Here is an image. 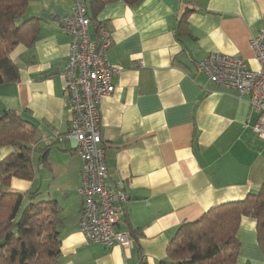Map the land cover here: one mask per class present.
I'll return each mask as SVG.
<instances>
[{"label": "crops", "instance_id": "0c3cea01", "mask_svg": "<svg viewBox=\"0 0 264 264\" xmlns=\"http://www.w3.org/2000/svg\"><path fill=\"white\" fill-rule=\"evenodd\" d=\"M74 4L30 0L27 15L41 18L40 37L11 52L20 74L0 84V115L19 112L35 125L36 146L50 147L49 164L39 167L36 180L14 177L11 187H38L42 198L57 201L61 264H159L181 223L264 183V139L253 131L259 114L247 95L198 68L215 51L258 67L250 40L264 27V0H142L135 6L118 0L92 20L93 38L99 23L110 30L108 59L123 68L115 92L101 102V133L109 180L123 179L129 194L120 228L140 231L127 253L120 245L87 242L79 226L83 159L67 135L71 114L61 73L70 37L60 20ZM187 7L190 33L180 37L177 21ZM14 149L0 145V161ZM237 235V263L264 264L256 219L243 216Z\"/></svg>", "mask_w": 264, "mask_h": 264}, {"label": "trees", "instance_id": "16d2710c", "mask_svg": "<svg viewBox=\"0 0 264 264\" xmlns=\"http://www.w3.org/2000/svg\"><path fill=\"white\" fill-rule=\"evenodd\" d=\"M114 1L118 0H88L91 20L97 22L103 7ZM122 1L135 6L142 0ZM29 5L30 0H0V84L19 79V66L11 52L20 44L32 46L40 37L41 18L27 15ZM191 10L187 7L179 16L180 37L190 33ZM4 114L0 115V145L15 149L0 161V264H61L57 201L42 198L38 187L28 191L11 187L14 177L36 180L39 167L49 164L50 147L36 146V127L22 114ZM247 215L257 221L264 253L263 183L243 199L217 204L197 219L181 223L167 245V260L159 264H238L241 241L237 231ZM131 234L137 240L140 231L132 229Z\"/></svg>", "mask_w": 264, "mask_h": 264}, {"label": "built area", "instance_id": "2783aa9c", "mask_svg": "<svg viewBox=\"0 0 264 264\" xmlns=\"http://www.w3.org/2000/svg\"><path fill=\"white\" fill-rule=\"evenodd\" d=\"M87 2L75 0L73 11L60 20L62 30L70 37L61 72L71 114L67 135L76 142V152L83 159L79 226L87 242L120 245L127 253L134 239L120 228V222L129 194L123 179L109 180L101 133V102L115 92L114 79L123 68L108 59L107 51L113 43L110 30L101 23L98 38L91 36ZM250 45L259 64L256 68L241 56L218 51L211 52L198 67L210 81L248 96L251 111L259 114L253 131L264 139V27L251 37Z\"/></svg>", "mask_w": 264, "mask_h": 264}, {"label": "water", "instance_id": "95a60500", "mask_svg": "<svg viewBox=\"0 0 264 264\" xmlns=\"http://www.w3.org/2000/svg\"><path fill=\"white\" fill-rule=\"evenodd\" d=\"M6 113H7V112H5V114H4V115H6Z\"/></svg>", "mask_w": 264, "mask_h": 264}]
</instances>
